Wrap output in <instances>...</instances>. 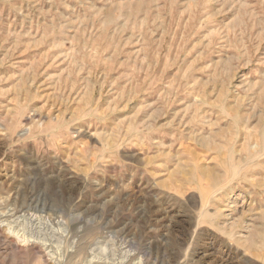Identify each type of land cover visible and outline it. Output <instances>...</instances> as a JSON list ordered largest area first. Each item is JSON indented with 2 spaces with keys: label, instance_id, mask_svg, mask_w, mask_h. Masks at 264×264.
<instances>
[{
  "label": "rangeland",
  "instance_id": "obj_1",
  "mask_svg": "<svg viewBox=\"0 0 264 264\" xmlns=\"http://www.w3.org/2000/svg\"><path fill=\"white\" fill-rule=\"evenodd\" d=\"M0 207V264H264V0H0Z\"/></svg>",
  "mask_w": 264,
  "mask_h": 264
},
{
  "label": "bare ground",
  "instance_id": "obj_2",
  "mask_svg": "<svg viewBox=\"0 0 264 264\" xmlns=\"http://www.w3.org/2000/svg\"><path fill=\"white\" fill-rule=\"evenodd\" d=\"M3 205V204H2ZM4 208H6V207H4ZM0 209H1V207H0ZM8 209V208H7ZM32 209V208H31ZM4 210V209H3ZM6 210V209H5ZM2 212V211H1ZM6 212V211H5ZM8 213V212H7ZM2 214V213H1ZM13 214V213H12ZM24 214V213H23ZM2 216V215H1ZM4 216V215H3ZM12 216V215H11ZM23 216V215H22ZM34 216V215H33ZM33 216H30V215H27V219H29V220H34V217ZM41 217V216H40ZM8 218V217H7ZM7 220V219H6ZM26 220V219H25ZM2 221V220H1ZM11 221V220H10ZM8 222V221H7ZM18 222V221H17ZM19 223H20V221H19ZM25 223V222H24ZM9 224V223H8ZM23 224V223H22ZM26 224V223H25ZM12 226V225H11ZM13 235V234H12ZM1 238V237H0ZM9 237H7V239H8ZM25 238V237H24ZM254 239V238H253ZM252 239V240H253ZM254 241V240H253ZM253 241H252V244H253ZM13 244V243H12ZM16 245V244H15ZM34 248H35V245L33 246Z\"/></svg>",
  "mask_w": 264,
  "mask_h": 264
}]
</instances>
